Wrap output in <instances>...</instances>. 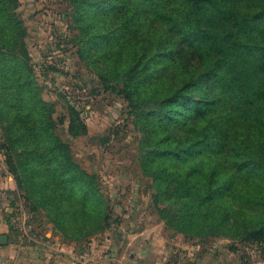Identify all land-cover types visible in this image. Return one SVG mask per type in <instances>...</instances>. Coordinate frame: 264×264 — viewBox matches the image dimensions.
Segmentation results:
<instances>
[{
  "label": "trees",
  "instance_id": "16d2710c",
  "mask_svg": "<svg viewBox=\"0 0 264 264\" xmlns=\"http://www.w3.org/2000/svg\"><path fill=\"white\" fill-rule=\"evenodd\" d=\"M15 1L0 0V150L35 219L48 202L63 240L85 243L121 219L57 131ZM73 3L77 53L127 103L161 218L264 243V223L247 224L264 220V0Z\"/></svg>",
  "mask_w": 264,
  "mask_h": 264
},
{
  "label": "rangeland",
  "instance_id": "374dc122",
  "mask_svg": "<svg viewBox=\"0 0 264 264\" xmlns=\"http://www.w3.org/2000/svg\"><path fill=\"white\" fill-rule=\"evenodd\" d=\"M15 6L26 29L25 41L38 86L51 105L57 131L71 146L76 162L98 179L114 214L121 219L118 228L93 226L95 233L85 243L99 240L102 246V241L106 244L109 239L107 247L132 244L133 251L148 255L150 264H259L264 243L231 234L188 236L161 218L151 176L141 168L139 133L127 103L115 92L103 89L88 60L77 53L73 0H16ZM15 84L11 82L5 91ZM74 112L79 120L71 123ZM4 133L0 131V136ZM50 205L47 202L48 210H39L35 225L38 228L40 224L42 233L52 230L62 238L66 229L48 220L55 221L49 212L55 209ZM257 219H249L247 224L264 223Z\"/></svg>",
  "mask_w": 264,
  "mask_h": 264
},
{
  "label": "crops",
  "instance_id": "0c3cea01",
  "mask_svg": "<svg viewBox=\"0 0 264 264\" xmlns=\"http://www.w3.org/2000/svg\"><path fill=\"white\" fill-rule=\"evenodd\" d=\"M21 194L15 177L7 168L5 155L0 150V238L7 239L0 243V264H81L78 257L85 249H90L92 264H150L148 255L133 251L130 248L132 244L127 247H107L109 239L107 245L102 241V246L99 240L88 244L65 242L52 230H45L48 239L46 246L25 243L9 222L15 205L24 202ZM37 230L42 231L39 226ZM261 257L259 264H264V253Z\"/></svg>",
  "mask_w": 264,
  "mask_h": 264
},
{
  "label": "built area",
  "instance_id": "2783aa9c",
  "mask_svg": "<svg viewBox=\"0 0 264 264\" xmlns=\"http://www.w3.org/2000/svg\"><path fill=\"white\" fill-rule=\"evenodd\" d=\"M9 222L11 228L21 236L25 243L46 246L47 237L45 233L37 230L35 215L25 202H18L15 205ZM90 257V249H85L78 257V261L81 264H92Z\"/></svg>",
  "mask_w": 264,
  "mask_h": 264
},
{
  "label": "water",
  "instance_id": "95a60500",
  "mask_svg": "<svg viewBox=\"0 0 264 264\" xmlns=\"http://www.w3.org/2000/svg\"><path fill=\"white\" fill-rule=\"evenodd\" d=\"M6 240H7L6 237H1L0 238V243H4Z\"/></svg>",
  "mask_w": 264,
  "mask_h": 264
}]
</instances>
